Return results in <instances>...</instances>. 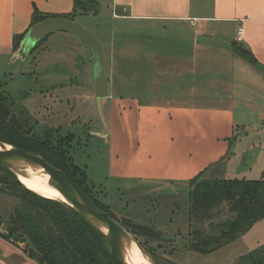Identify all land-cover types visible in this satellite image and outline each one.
Here are the masks:
<instances>
[{"label":"crops","instance_id":"obj_1","mask_svg":"<svg viewBox=\"0 0 264 264\" xmlns=\"http://www.w3.org/2000/svg\"><path fill=\"white\" fill-rule=\"evenodd\" d=\"M75 1L0 0V60L13 56L15 62L23 55L14 57L16 37L31 27L36 10L74 13L77 20L83 13L75 12ZM112 12L115 20L136 22L132 29L149 37L129 46L103 33L125 52L124 75L109 76L111 96L104 102L112 111L109 140L125 147V162L115 160L121 172L154 183L191 181L211 168V175L240 174V145L263 131L243 117L264 120V0H212L204 12L194 0H112ZM236 47L252 53L256 63ZM239 125L246 133L233 151ZM255 141L243 158L259 147Z\"/></svg>","mask_w":264,"mask_h":264},{"label":"rangeland","instance_id":"obj_2","mask_svg":"<svg viewBox=\"0 0 264 264\" xmlns=\"http://www.w3.org/2000/svg\"><path fill=\"white\" fill-rule=\"evenodd\" d=\"M96 1L99 2L98 13L81 14L77 21L101 41L108 75H124L125 60L121 62V59H125L124 49L121 46L120 50H116L108 40L112 38L118 44L131 46L148 40L149 37L132 29V26L135 28L136 22L115 20L112 17V0ZM211 1L194 0V5L200 12L210 11ZM83 3L87 4L82 5L80 0L81 8L92 7L91 1L83 0ZM103 33H110V38L107 40ZM53 35L55 36H47L36 50L19 57L18 61L12 62L13 56L9 61L0 60V96L7 97L6 101L13 105L18 116L25 117L27 114L31 117L32 124L37 126V132L61 144L59 148L63 149L70 170L78 176L80 173L86 176L85 187L103 206L108 207L126 232L146 247L151 255L154 254L155 262L235 264L241 256L263 246L264 219L256 222L244 236H240L241 238L212 252L203 254L193 250L195 232L200 231L203 236L215 235L218 233V225L232 217L227 203L219 202L214 208L213 216L201 221L191 217L189 212L188 196L195 186L194 182L191 183L192 180L154 183L135 180L125 175L124 171L121 172L115 160L119 156V159L124 157L125 162V156H122L125 147L123 145L117 148V138L109 140L99 113L90 62L91 50L75 35L62 38L61 34ZM22 41L18 43L16 52L22 48ZM26 56L25 60H21ZM104 112L109 124L112 113L109 102ZM243 118L263 130L254 132L248 138V143L240 145L241 154L236 153L237 159L240 157L237 162L241 164L243 171L240 174L234 172L218 176L211 175V168L200 178L264 179V120L258 115L248 114ZM245 133L244 126L239 125L233 138V143L236 142L232 147L233 151H236L238 142L244 138ZM254 141L259 145L252 152L254 156L248 158L247 155L243 158L242 152ZM254 157L256 163L252 164L251 159ZM250 167L251 170L248 169ZM10 171V168L0 164V233L7 231L9 222L20 204V194L17 193V197L7 191H1L7 186L5 182L10 181ZM125 171L129 174L128 170ZM124 220L145 225L151 230L146 232L127 227L123 225ZM0 264L40 263L0 234Z\"/></svg>","mask_w":264,"mask_h":264},{"label":"trees","instance_id":"obj_3","mask_svg":"<svg viewBox=\"0 0 264 264\" xmlns=\"http://www.w3.org/2000/svg\"><path fill=\"white\" fill-rule=\"evenodd\" d=\"M87 1H91L92 7L85 9L80 7V0H76L75 12L97 14L99 2ZM81 4L87 3L84 4L81 0ZM75 15L73 13L64 16L76 20ZM50 16L57 15L36 10L31 27ZM26 33L16 37V47ZM46 38L47 36L32 51L36 50ZM235 50L238 55L256 63L252 53L246 49L236 47ZM6 99V96H0V140L38 154L64 170L99 207L116 219L108 207L103 206L85 187L86 176H82L83 173L78 176L70 170L66 155L63 149L59 148L61 144L37 132V126L32 124V118L27 114L25 117L18 116V113L14 112L13 105L8 104ZM10 176V181L5 182L6 188L1 191H7L14 196L20 194V204L15 216L9 222L7 231L0 233L1 236L40 264H117L102 240L73 208L59 200L30 191L12 171ZM200 176L191 181L195 186L188 196L190 216L201 221L210 219L214 214V208L221 201L227 203L228 211L232 214L230 219L218 225V233L215 235L203 236L200 231L194 233L193 250L207 254L237 240L256 222L264 219V179H202ZM129 222L132 221L124 220L123 225L146 232L151 230L145 225ZM144 248L147 250L146 247ZM152 256L156 261L154 254ZM235 264H264V245L241 256Z\"/></svg>","mask_w":264,"mask_h":264},{"label":"water","instance_id":"obj_4","mask_svg":"<svg viewBox=\"0 0 264 264\" xmlns=\"http://www.w3.org/2000/svg\"><path fill=\"white\" fill-rule=\"evenodd\" d=\"M55 32L71 33L80 38L91 50L90 62L94 76L97 106L107 129L104 102L111 96V90L109 75L105 65L104 49L98 37L81 23L66 16H50L45 18L28 30L22 41V48L15 53L14 57H18L21 53L23 54L22 56L27 55L43 38ZM0 164L7 166L15 174L19 172V165L28 164L40 167L49 176L50 182L64 193L66 199L59 201L74 209L79 217L102 240L117 264H129L123 251L124 237L135 241L137 247L151 262L157 264L141 243L126 232L119 222L99 207L64 170L54 166L38 154L25 151L4 141H0ZM99 225L106 226L107 230H101Z\"/></svg>","mask_w":264,"mask_h":264},{"label":"bare ground","instance_id":"obj_5","mask_svg":"<svg viewBox=\"0 0 264 264\" xmlns=\"http://www.w3.org/2000/svg\"><path fill=\"white\" fill-rule=\"evenodd\" d=\"M16 174L18 180L30 191L56 200L66 199L64 193L50 182L49 176L40 167L28 164L19 165V172ZM99 227L103 231L107 230L104 225H99ZM123 251L129 264H153L137 247L135 241L128 237L123 239Z\"/></svg>","mask_w":264,"mask_h":264},{"label":"built area","instance_id":"obj_6","mask_svg":"<svg viewBox=\"0 0 264 264\" xmlns=\"http://www.w3.org/2000/svg\"><path fill=\"white\" fill-rule=\"evenodd\" d=\"M191 21H192V23H194L195 19H192ZM242 33H243V29H242V28H240V29H239V32H238V34L241 36V35H242ZM240 38H241V37H240Z\"/></svg>","mask_w":264,"mask_h":264}]
</instances>
